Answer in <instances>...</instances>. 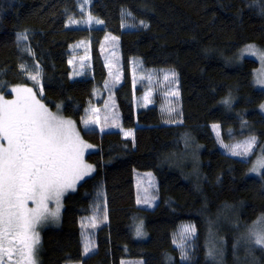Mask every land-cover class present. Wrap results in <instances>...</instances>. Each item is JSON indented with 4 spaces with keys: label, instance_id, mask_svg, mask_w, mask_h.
I'll list each match as a JSON object with an SVG mask.
<instances>
[{
    "label": "trees",
    "instance_id": "obj_1",
    "mask_svg": "<svg viewBox=\"0 0 264 264\" xmlns=\"http://www.w3.org/2000/svg\"><path fill=\"white\" fill-rule=\"evenodd\" d=\"M89 14L103 27H67L70 18L85 16L79 0H0V94L10 97L17 85L33 88L50 111L59 105L96 148L86 156L92 175L63 198L59 223L42 230L38 264H264L263 249L246 242L233 248L264 215V179L250 174L251 159L221 151L211 129L220 125L227 145L248 134L264 141L258 111L264 91L253 84L257 62L238 56L247 45L264 50L262 0H91ZM123 23L132 28L123 30ZM21 32L28 39L18 45ZM107 33L119 42L121 80L112 92L119 129H83L94 94L103 93L98 109L106 98L100 46ZM81 41L89 42L91 75L71 80L70 47ZM131 59L176 73L179 96L171 116L159 96L135 112ZM21 64L39 73V83ZM229 94L231 108L222 103ZM121 129L132 130L133 138ZM135 172L155 178L151 209L136 205ZM141 222L146 239L138 241L133 231ZM183 225L195 226L186 241L187 261L176 245ZM84 229L92 245L87 255ZM209 235L222 250L215 263L207 256Z\"/></svg>",
    "mask_w": 264,
    "mask_h": 264
},
{
    "label": "snow or ice",
    "instance_id": "obj_2",
    "mask_svg": "<svg viewBox=\"0 0 264 264\" xmlns=\"http://www.w3.org/2000/svg\"><path fill=\"white\" fill-rule=\"evenodd\" d=\"M84 3H87V0H84ZM81 11L83 12V6ZM124 15L125 13H122V17ZM92 21L93 17L89 14L87 22L90 24ZM70 22L79 23L71 18ZM95 23L102 24L103 21L96 20ZM140 24L147 26L144 21H140ZM16 39L19 45L28 37L26 33L21 32L16 34ZM105 39L109 37L106 36ZM24 50L32 54L31 48L25 47ZM245 52L260 59L264 67V50L257 49L255 45H247ZM20 67L22 71L28 72L31 80L39 83L38 72L33 74L23 64ZM169 75L175 77L176 73H166L165 80ZM257 83L264 87V79H258ZM11 92L15 97L11 100L0 95V264H37L40 241L36 229L42 223L57 222L64 195L70 190L75 191L77 183L94 171L93 166L86 164L83 158L84 151L92 145L85 143L72 120L51 112L41 103L33 88L17 85L12 87ZM40 93H43L42 87ZM171 94L179 96L178 91ZM147 100L146 95L145 101ZM222 103L231 108V95L223 99ZM59 107L57 105L58 109ZM260 107L264 111V104ZM95 112L96 110H93L94 114ZM167 112L171 116L175 108L170 107ZM117 120L118 118L113 117L111 126L118 127ZM98 122L99 118L94 115L90 121H85V124ZM212 127L216 130L220 125L214 124ZM124 135L130 136L132 132H124ZM217 136L219 138V132ZM220 142L232 156L246 158L254 154L258 138L254 134H248L245 140L232 145L223 144L222 140ZM250 172L264 179V148L260 149ZM152 199L145 189L143 201L151 206ZM137 203H141L139 194ZM50 204L55 205L54 210L49 207ZM95 226L93 222L92 227ZM194 233V225L184 226L181 230L177 247L181 251L182 261L188 260L186 241ZM143 234L141 222L136 227V235L142 237ZM243 239L246 243L264 249V215L248 228ZM238 243L239 241L233 244L234 249ZM91 250V243L85 242L83 254L87 255ZM216 254L215 245L209 246L208 258L215 259ZM220 254L222 255V250Z\"/></svg>",
    "mask_w": 264,
    "mask_h": 264
},
{
    "label": "rangeland",
    "instance_id": "obj_3",
    "mask_svg": "<svg viewBox=\"0 0 264 264\" xmlns=\"http://www.w3.org/2000/svg\"><path fill=\"white\" fill-rule=\"evenodd\" d=\"M90 2H91V0H87V3H84V0H79L80 9H81V6H83V12L82 13L85 16H84L83 20H79V21L78 20H72V21H78L79 23L70 22V20H69L67 22V27H69V28H82V27L102 28L103 27L102 24L95 23V21L97 19H94V18H93L92 23L89 24L87 22L88 16H89L88 15V7L90 5ZM121 27L123 30L132 28L126 23H123ZM106 36L109 37V39H105ZM111 37H114V36L107 33L104 36L102 43H101V46H100V53L102 55V59L104 61V66H105L107 73H108L107 81L104 84L105 92H106V94H105L106 98L103 102V106L100 109H98L96 106V103L100 99H102L103 93L98 92V93L94 94L93 101L88 103L86 110L84 112V116L81 119V127L83 129H98L100 131H101V127H103V131H107L110 129H117V130L119 129L118 127L111 126L112 118L113 117L118 118V113L116 111V105H115V102H114L113 97H112V92H113V89L120 84V80H121V70H120V63H119V42H118V39L112 40ZM245 48H246V46L240 50L238 56L240 59L247 58V59H252V60L257 62V68L253 71V84H254V87L256 89L264 91V87H261V85L259 83H257L258 79H264V67H262L260 59H258L256 56H252V55L248 54L247 52H245ZM256 48L259 49L258 47H256ZM68 66L70 68L71 80L84 78V77H88L89 75H91L89 42H87V41L77 42L76 44H74L70 47V57H69V61H68ZM170 72H172V71H170V70L145 69L140 60H138V59H131L130 60V73H131V79H132V88H133V93L135 92V95L133 98L135 112H138L142 109H146V108L152 106V104L155 101L154 99L156 96H159L161 98L162 105H163L164 109H166V111L170 107L175 108L176 103H173V101L176 99L177 96H174L171 93L173 91H177V76L172 77L171 75H169L167 80H165V78H164L165 74L170 73ZM117 76L119 77V79H116ZM149 77H150V79H149ZM11 89H9V91H8L11 95L10 97H6L3 95L5 97V99L11 100V99L15 98L14 94L11 92ZM137 91L139 92L138 95H136ZM146 95L148 96L147 101H145ZM36 98L39 100L38 97H36ZM262 104H264V101L259 105L258 111L264 116V111H262L261 107H260ZM93 110H96L95 114L93 113ZM51 112L58 113L59 115H62L60 108L57 109L56 111H51ZM94 115H95V117L99 118V122L98 123H89L86 125L85 121H90L94 117ZM105 117H107L108 119L106 120ZM65 119L71 120L69 118H65ZM117 123H118V120H117ZM75 127H76V131L79 132L76 124H75ZM211 129H212L214 137L217 140L219 149L221 151L225 152L226 154L231 155L222 146V144L220 142L221 140H220L219 129L214 130L213 127H211ZM124 132H128V131H123L124 138H126V139H132L133 138L132 135L126 137L124 135ZM217 132H219V138L217 136ZM79 134H80V132H79ZM85 143H87V142H85ZM235 143H237V142H235ZM235 143H232V144H235ZM232 144H230V145H232ZM261 148H264V141L257 144V147L253 150L254 154L252 156L246 157V158H242L239 156H235V157L242 158V159H247V158L251 159V162L253 164L255 162V160L257 159V157L259 156ZM95 150H96V148L94 146H92L91 148H88L84 151L83 158H84V161L86 164H89L86 161V156ZM251 167H252V165H251ZM92 173H93V171L91 172L90 175L85 176L83 180L90 177L92 175ZM148 174H151V175H148ZM250 174L252 176H258L257 174L252 173V172H250ZM83 180L79 181L77 183L76 187ZM134 180H135V188H136V205H137V207L151 209L157 200L156 199L157 187H156V181H155L153 174L151 172H135L134 173ZM145 189H147V194L150 197H153V199L151 201V206L148 203H145L143 201V198L145 196ZM70 192H72V191L71 190L68 191L64 195V197ZM138 194L141 197V203H139V204L137 203ZM63 198H62V202H63ZM49 207L53 210L55 209L54 204H50ZM61 211H62V207L60 208L59 219L57 222L48 221L46 223H42L41 225H39L37 227L36 231L39 233V241H40V237H41V232L44 228L56 226L59 223ZM253 223L250 224L248 226V228L252 227ZM184 226H190V225H183L181 227L179 234H178V237H177L178 240H177L176 245L178 243H180L181 230ZM248 228H247V230H248ZM86 233L87 232L84 229L83 235H84L85 240L88 242L89 241V235ZM143 233L144 234L142 237H137L136 232L133 231V236L136 240L143 241L146 239V232L144 230V227H143ZM246 235H247V232L242 237H245ZM192 236L193 235H190L188 237V239ZM213 244L215 245V247L217 249V254L215 256V259H210V260L213 263H215V262L220 261V259H221V254H220L221 248H220V244H219L218 240H216L214 238V235H209L208 239H207V245L209 247V246H212ZM243 244H246V243H245L243 238H240V241L237 245V248H239L240 246L242 247ZM252 245L256 246L254 244H252ZM37 264H38V259H37ZM121 264H141V261H138V260H122Z\"/></svg>",
    "mask_w": 264,
    "mask_h": 264
},
{
    "label": "crops",
    "instance_id": "obj_4",
    "mask_svg": "<svg viewBox=\"0 0 264 264\" xmlns=\"http://www.w3.org/2000/svg\"><path fill=\"white\" fill-rule=\"evenodd\" d=\"M76 44V43H75ZM74 45V44H73ZM72 46V45H71ZM69 61V60H68ZM71 74V73H70ZM123 131H132V130H123ZM123 131H121L122 135H123ZM132 136H133V131H132Z\"/></svg>",
    "mask_w": 264,
    "mask_h": 264
}]
</instances>
